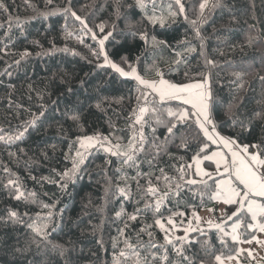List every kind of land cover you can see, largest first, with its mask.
<instances>
[{
    "label": "trees",
    "instance_id": "16d2710c",
    "mask_svg": "<svg viewBox=\"0 0 264 264\" xmlns=\"http://www.w3.org/2000/svg\"><path fill=\"white\" fill-rule=\"evenodd\" d=\"M68 2L0 0V48L7 46L8 53L0 52V135H13L35 118V124L28 126L20 140L0 141V264H114V257L124 248L117 229L125 223L137 251L152 261L153 255L163 256L165 248H149L150 238L140 229L152 225L148 231L157 245L164 244L163 233L155 227L150 211L139 215L136 221L128 220L145 203L134 177L138 171H153L155 180V175H159L156 165L174 176L173 166L190 162L193 148L183 149L177 140L169 145L168 152L155 157L150 169L146 161L155 153L146 147L140 155L144 162L137 169L122 166L119 158L97 147L86 154L72 180L61 181L60 174L71 167L65 154L78 136L111 134L113 143H127L132 131L130 118L139 95L133 79L120 77L110 67H98L103 64V57L92 54L98 50L96 41L85 36L81 44L77 38L67 37V32L80 28L62 10ZM200 2L182 0L187 19L184 15L168 17L164 26L149 22L151 2L146 9L139 8L136 0H72V5L78 15L88 17L93 29L103 23L109 31L115 25L113 37L105 43L111 60L119 63L121 57H126L142 76H154L159 70L165 79L176 83L208 76L214 105L212 118L219 132L239 136L242 143L258 142L264 138V0H218L216 8L205 10L204 23L197 19ZM155 3L157 15L167 17L169 4L179 12L175 0ZM141 33L147 35V43L140 38ZM25 50L30 55L20 59ZM208 60L214 64H208ZM122 66L127 70V65ZM178 105L179 101H170L167 106L175 109ZM73 116L77 119H71ZM190 126L195 135L194 123ZM152 127L157 128L155 135L160 141L164 139V127L156 126L149 116V125L145 126L149 145L153 140ZM117 137L123 139L118 141ZM191 143L194 146L195 141ZM9 179L34 196L14 199L15 188L6 186ZM139 180L143 187L145 179ZM61 183L67 186L61 188ZM118 187L128 189L130 198L122 197ZM201 190L198 186L191 190L185 187L180 196L165 202L161 209L164 217L170 214L169 209H176L177 201L179 210H186L188 216L211 206L214 201L208 199V194L201 202ZM160 191H167L163 183ZM193 192L197 193L195 198ZM44 204L50 209H43ZM188 204L196 207H187ZM232 209L227 206L226 212ZM8 210L16 211L20 221L9 220ZM49 210L53 219L47 239L41 240L28 225L37 213L43 216ZM118 211H122L120 218L115 216ZM203 230L204 235L190 233L193 243L185 246V255L193 264H213L212 257L202 251L203 241L208 240L216 252L221 250L216 230ZM178 234L182 236L183 231ZM114 240L118 242L115 248ZM140 243L145 246L139 247ZM228 245L233 250L238 247L230 239ZM167 255L168 264H188L176 256L171 245L167 246ZM133 259L126 264H133Z\"/></svg>",
    "mask_w": 264,
    "mask_h": 264
},
{
    "label": "snow or ice",
    "instance_id": "6c2138e0",
    "mask_svg": "<svg viewBox=\"0 0 264 264\" xmlns=\"http://www.w3.org/2000/svg\"><path fill=\"white\" fill-rule=\"evenodd\" d=\"M151 2L153 13L147 18L150 23H160L161 26L167 21L168 17H176L177 15H184L185 7L182 0H175V4L179 8V12L172 9V5H168L167 17L156 14L157 5L155 0H136V5L141 9H146L147 4ZM218 6V0L213 3V0H201L199 3V16L197 19L200 23H204L207 17L204 16L205 10L211 11ZM65 16H70L75 22H78L80 28L78 31L67 32V37H75L79 43L84 44V37L88 36L97 42L98 50H93L94 56L103 57V64L98 67H110L114 73L119 74L120 77L133 79L137 86L139 95L137 97V107L133 110L131 123L129 127L132 129L131 135L127 137V143H113L111 134L109 137H104L100 134L78 136L76 140L70 144L69 152L65 154L66 159L71 160V167L65 169L60 174L61 181L72 180L81 165L86 160V154L97 147L103 150L111 157L119 158L122 166L140 168V155L145 152L146 147L154 150L152 159H148L150 169L154 167L153 160L161 152H168L169 145L175 144L180 140V147L183 149L193 148V155L190 162L181 163L175 167L176 175L170 176L166 173L165 168L158 165L155 166L159 175H155L153 180V171L146 173L137 172V186L142 195L141 200H144V208L136 209V212L128 216L129 221H136L142 213L152 212L154 216V225L163 233V245H157L154 242L152 232L148 231L152 225L146 228H141L140 232H147L149 236L148 247L165 248L163 256H152V261H149L147 256H141L137 251V245L131 242L126 230L128 223H125L123 228H118V234L123 237L124 248L120 249L118 255L114 257V264H126L129 259H133V264H168L167 246L171 245L172 250L177 257H183L188 264H193L190 258L185 255V246L190 245L193 241L190 239V233L199 232L204 235V230L199 227H192L193 221L199 225L207 223L210 228L216 230V238L221 245V250L216 252L208 240L201 244L202 251L206 256H211L213 264H241L240 257L247 252L249 258L253 257V252L250 249H243L235 247L234 250L229 247L228 240L230 239L233 245L252 244L264 246V240L259 239L255 233L264 234V138L258 142L242 143L240 137L224 136L218 130V126L212 118V111L214 105L212 103V94L208 87V77L205 76L200 82L192 83H176L165 79L163 71L155 70L156 79L145 80L138 73L136 66L128 62L126 57H121L119 63L111 60L105 50V43L114 35L113 30L106 31V25L101 23L95 26V29L89 27L88 17L80 16L77 11L73 9L72 0H69L67 6L63 9ZM195 27L196 20L191 21ZM98 30V31H97ZM197 35L199 32L197 31ZM140 38L148 42L146 34L141 33ZM249 38V43H251ZM153 43L155 40L153 38ZM162 43V42H161ZM5 48H0V52L7 55ZM67 51V48L64 49ZM191 50V49H190ZM30 53L25 50L20 54V59L29 56ZM179 57L180 53H176ZM20 60L15 61L19 63ZM181 61L178 59L176 63ZM208 64H214V61L208 60ZM122 65H127V70ZM237 77L240 73L235 74ZM264 79V78H262ZM242 86V85H241ZM149 96L152 97L149 100ZM179 101V105L175 107H168V102ZM99 107V105H97ZM43 115V113H41ZM260 116V113H256ZM149 116L153 119L156 126H162L165 129L164 139L155 135L157 128L152 127L153 140L151 145L148 143V137L145 133V126L149 125ZM167 117V119H165ZM193 118L194 121H193ZM71 119L75 120L77 117L73 116ZM194 123L196 134L192 135L191 124ZM235 123V121H234ZM35 124V118L29 121L24 128L13 135H0V141L10 142L13 140H20L28 126ZM138 126V127H137ZM241 128H244L243 122L240 123ZM183 130V131H181ZM247 130V129H245ZM123 138L117 137V140ZM192 141H195L194 146ZM217 146L218 150H213L212 146ZM110 162V161H109ZM205 162H210L205 167ZM214 165V169H212ZM212 169V170H208ZM7 171V169H5ZM145 179V185H140L139 178ZM127 179V177H124ZM211 181V183H209ZM163 183L167 191H160V184ZM15 188L16 195L14 199L20 200L34 196V193H25L20 186L13 179L7 181L6 186ZM173 185H175L173 187ZM61 188L66 187V183L59 185ZM198 186L202 190L199 192L201 202L208 194V199L211 201H220L225 205L232 206L234 211L231 215H227L226 219H220L216 222L213 219L204 220L192 211L191 216L187 215L186 210H179V201H177L176 209H169V215L164 217L161 211L165 202L173 197L180 196L185 187L191 188ZM108 190L106 189V192ZM118 193L125 199L130 198V193L126 188L117 189ZM197 193L193 192V198ZM43 209H50V206L44 204ZM54 207V205L52 206ZM187 207L195 208L193 204H188ZM209 211H212L209 209ZM122 211L115 213L117 218H120ZM8 219L13 223L19 222L20 217L16 211L8 210ZM53 219V213L49 210L46 215L37 213L35 219L28 225V228L33 234L41 240H46L48 237V226ZM187 220L188 227H182L184 221ZM231 222V223H229ZM183 231L184 235H174L175 233ZM139 240V234L137 235ZM200 243L199 240L195 241ZM117 241L114 240V248L117 247ZM143 243L139 247H144ZM204 264V261H201Z\"/></svg>",
    "mask_w": 264,
    "mask_h": 264
},
{
    "label": "rangeland",
    "instance_id": "374dc122",
    "mask_svg": "<svg viewBox=\"0 0 264 264\" xmlns=\"http://www.w3.org/2000/svg\"><path fill=\"white\" fill-rule=\"evenodd\" d=\"M204 77H201L199 79L190 80L187 82H182V83L200 82L204 79ZM142 78H144L145 80H154L157 77H156V75H154V76H147V77L142 76ZM208 87L210 89L209 78H208ZM204 166L207 167L206 165H204ZM208 170H212V169H208ZM227 206L228 205H225L220 201H214V203L211 206L206 207V208H202L200 210H195V212L198 216H200L204 220L213 219L216 222H219L220 219H222V218L226 219L227 215H231V212L234 211V208H233L229 212H226ZM209 209H211L212 211H209ZM190 216H191V213H190L189 217ZM182 227H188L187 220L184 221ZM192 227H199L202 229L203 228H210L207 223H201V224L197 225L194 221H193ZM255 234L258 236L259 239L264 240V234H261L258 232ZM174 235H179V234L177 232ZM183 235H184V233L182 234V236ZM238 247L243 248V249H250L253 252V257H251V258L248 257L247 252L243 253L240 257L241 264H264V246L257 245L254 242L252 244H247V243L239 244ZM233 264H235V262H233Z\"/></svg>",
    "mask_w": 264,
    "mask_h": 264
},
{
    "label": "crops",
    "instance_id": "0c3cea01",
    "mask_svg": "<svg viewBox=\"0 0 264 264\" xmlns=\"http://www.w3.org/2000/svg\"><path fill=\"white\" fill-rule=\"evenodd\" d=\"M222 135V134H221ZM215 150H218L217 148H215Z\"/></svg>",
    "mask_w": 264,
    "mask_h": 264
}]
</instances>
